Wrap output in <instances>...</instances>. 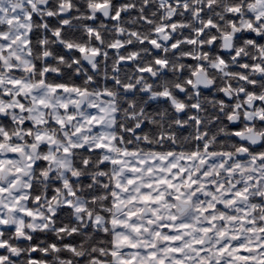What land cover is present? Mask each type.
I'll list each match as a JSON object with an SVG mask.
<instances>
[{"label":"snow or ice","instance_id":"6c2138e0","mask_svg":"<svg viewBox=\"0 0 264 264\" xmlns=\"http://www.w3.org/2000/svg\"><path fill=\"white\" fill-rule=\"evenodd\" d=\"M0 264H264V0H0Z\"/></svg>","mask_w":264,"mask_h":264}]
</instances>
